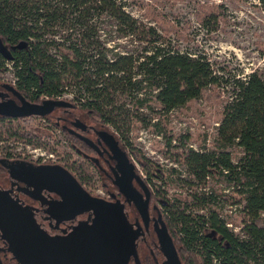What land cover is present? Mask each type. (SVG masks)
Listing matches in <instances>:
<instances>
[{
  "label": "trees",
  "instance_id": "16d2710c",
  "mask_svg": "<svg viewBox=\"0 0 264 264\" xmlns=\"http://www.w3.org/2000/svg\"><path fill=\"white\" fill-rule=\"evenodd\" d=\"M125 6L124 0H0V38L9 48L26 43L12 50L11 60L23 95L40 101L74 88L81 108L112 128L145 163L130 135L145 107L155 110L154 100L169 112L200 97L206 87L220 86L222 77L205 52L170 48L161 27L160 33ZM223 11L221 4L212 6L201 24L216 32ZM102 17L114 20L118 38L144 43L142 51L109 48L110 39L104 42L99 34ZM4 61L0 52L2 72ZM231 86L214 144L187 148L177 154L180 169L170 168V181L183 191L169 197L154 183L184 264H264V77L254 71L233 78ZM26 119H0V140L50 146V139L40 143V135L18 123ZM65 165L81 183L92 185L84 162L67 156ZM145 165L149 175L163 180L162 173L151 172L150 162ZM227 205L233 209L229 215Z\"/></svg>",
  "mask_w": 264,
  "mask_h": 264
},
{
  "label": "rangeland",
  "instance_id": "374dc122",
  "mask_svg": "<svg viewBox=\"0 0 264 264\" xmlns=\"http://www.w3.org/2000/svg\"><path fill=\"white\" fill-rule=\"evenodd\" d=\"M124 1L126 10L133 17L162 28L170 40V48L205 52L217 74L222 77L220 86L206 87L200 97L169 112L162 110V106L152 100L150 104L155 107V110L146 106L141 114V120L136 119L133 122L130 133L133 146L144 157L146 164L150 162L151 172L156 175L162 173L163 180L161 181L158 176L154 178V174L149 175L150 170L147 169L145 163L129 152L132 160L141 175L148 180L152 189L156 183L162 186L170 197V195L183 191L176 183L170 181V168L180 169V165L176 162L177 154L186 151L189 147L201 149L214 144L217 126L222 119L224 106L231 95L233 78L244 79L254 71L264 77V8L260 0ZM220 4L224 6V11L218 24V30L210 32V28L201 24V19L212 6ZM99 21L101 25L99 34L104 42L110 39V42H106L109 48L113 47L116 51H129V53L135 52L136 54L142 51L140 45L143 47L144 43L135 42L131 37L118 38L117 28L112 26L115 23L114 20L102 17ZM3 72H0V87L5 83L15 86L13 75ZM74 90V88H69L65 93L66 98L63 95L60 98L49 99L70 102L78 108L74 110L78 115H84L86 111L79 105L80 102L76 98L78 94ZM70 92L72 94H69ZM60 113L61 110H58L47 118L28 116L25 121L18 120L23 128L34 130L40 135V143H45L50 139V146L37 145L33 142H27V146H22L20 143L24 142L23 139L2 140L4 142L0 140V155L9 149L13 153L21 152L28 156L30 150L37 145L54 153L56 158L68 156L71 161L74 159L81 161V157L70 147V137L61 133L62 127L56 125L57 116ZM90 119L92 124L98 121L94 115H91ZM156 121L160 125L154 126ZM51 125L56 127H51ZM6 141L8 142L5 143ZM93 188L94 193H102L98 190L102 189L100 186ZM232 210L230 206H225V212L228 215L232 213ZM233 215L236 217L234 221L240 222V217L234 213Z\"/></svg>",
  "mask_w": 264,
  "mask_h": 264
},
{
  "label": "flooded vegetation",
  "instance_id": "af4514ba",
  "mask_svg": "<svg viewBox=\"0 0 264 264\" xmlns=\"http://www.w3.org/2000/svg\"><path fill=\"white\" fill-rule=\"evenodd\" d=\"M14 85L17 89L16 83ZM9 86L12 85L8 83L1 85L0 93L2 96H0V101L14 100L17 105H21V100ZM21 94L23 95V93ZM23 96L28 99L25 95ZM28 100L31 101L30 99ZM43 100L45 99L41 98L40 101L31 102L40 105ZM77 109V107L70 110L60 107L46 116H34L47 118L54 112L61 110L60 115L57 116L56 125L62 127L63 131L61 133L66 132L69 135L71 149L89 167L92 185L87 186L81 183L77 175L65 165L66 157H57L55 160L49 161H44L43 159L35 160L23 155L21 152L13 153L8 149V151L0 155V189L21 206H28L35 221L49 234L60 238L68 237L73 233L74 227L82 223H92V219L96 218L98 211H102L103 216H105L107 212L114 214L113 208H116L119 216L123 214L126 217L138 255V259L135 255H132L128 264H139V262L140 264H184L175 237L171 233L164 216V198L157 193L155 187L152 189L148 180L136 168V164L122 139L101 119L92 124L91 114L86 112L84 115H78L74 111ZM21 118L27 117L0 115V119H4L7 122H10V119ZM52 126L56 127L55 125ZM1 160H8L7 163L17 165H20V163L33 164L34 166L61 165L79 180L83 188L92 197L100 199V204L107 207L92 209L90 208L91 205H89L87 208L80 209L79 211L82 212L75 216L74 213L67 215L65 211L54 208L50 203L60 200L61 197L59 195L46 189L39 193L36 192L38 196L34 195V188L27 186L20 177L14 179L11 176L10 169L3 166ZM73 162H78V160L74 159ZM94 186H100L102 189L98 190L102 193H94ZM166 232L172 238L177 255L170 244H167V247H162L160 236ZM0 248H4L0 250V258L3 264L18 263L12 252L8 250V244L3 238L1 230ZM171 260H173L172 263H170Z\"/></svg>",
  "mask_w": 264,
  "mask_h": 264
},
{
  "label": "water",
  "instance_id": "95a60500",
  "mask_svg": "<svg viewBox=\"0 0 264 264\" xmlns=\"http://www.w3.org/2000/svg\"><path fill=\"white\" fill-rule=\"evenodd\" d=\"M25 45L26 43L22 42L9 48L0 38V52L8 60L13 59L12 50ZM9 88L16 93L22 104L17 105L14 100L0 101V115L46 116L60 107H75L74 104L60 99H45L38 105L26 99L14 86ZM7 162L8 160H1L3 166L10 169L14 179L20 177L27 186L34 188V195L38 196L36 192L45 189L59 195L60 200L50 203L54 208L65 211L67 215L74 213L75 216L82 212L80 209L89 205L92 209L107 207L100 204V199L92 197L79 180L61 165L34 166ZM113 211L114 214L107 212L105 216L102 211H98L92 223H82L74 227L73 233L68 237L60 238L49 234L38 224L28 206H21L0 189V230L17 264H128L132 255L138 259L126 217L123 214L119 216L116 208H113ZM160 241L162 247L170 244L177 255L168 232L160 236ZM2 249L4 248H0ZM172 262L173 260L170 261ZM0 264H3L1 258Z\"/></svg>",
  "mask_w": 264,
  "mask_h": 264
},
{
  "label": "built area",
  "instance_id": "2783aa9c",
  "mask_svg": "<svg viewBox=\"0 0 264 264\" xmlns=\"http://www.w3.org/2000/svg\"><path fill=\"white\" fill-rule=\"evenodd\" d=\"M11 60H8V59L5 58V61H4L5 71L3 73H5V72L11 73L13 75V77H14L13 79H14V84H15L16 83V77H15V74H14V65H13V62H11ZM0 72H2V71H0ZM66 96L67 95H64L63 97L66 98ZM58 98H60V97H58ZM45 99H49V98L46 97ZM24 142H26V141H24ZM24 142H21L20 145L27 146V142L26 143H24ZM30 151H31L30 154L29 155L27 154V155L30 156V158L33 156L32 159H35V160L43 159L44 161H49V160H55L56 159V155L54 153L48 152L47 150H45L41 146L35 145V147L33 149H31ZM33 152L35 153V155H31V153H33ZM46 152H48L49 154L46 153ZM228 225L230 227H233V223H229ZM236 229L239 230V227L236 228Z\"/></svg>",
  "mask_w": 264,
  "mask_h": 264
}]
</instances>
